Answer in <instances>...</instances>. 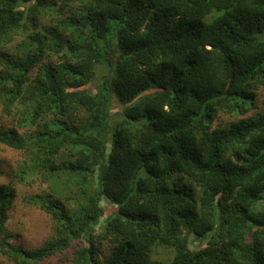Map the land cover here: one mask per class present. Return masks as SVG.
I'll return each mask as SVG.
<instances>
[{"label":"trees","instance_id":"1","mask_svg":"<svg viewBox=\"0 0 264 264\" xmlns=\"http://www.w3.org/2000/svg\"><path fill=\"white\" fill-rule=\"evenodd\" d=\"M0 108V264H264V0H0ZM36 181L54 227L27 248Z\"/></svg>","mask_w":264,"mask_h":264},{"label":"rangeland","instance_id":"2","mask_svg":"<svg viewBox=\"0 0 264 264\" xmlns=\"http://www.w3.org/2000/svg\"><path fill=\"white\" fill-rule=\"evenodd\" d=\"M19 38H16L9 44L14 46L18 42ZM54 59L58 61V58ZM263 91H260L258 97L259 108L262 104L261 96ZM120 105L117 100L112 103V111H118ZM235 117L228 113H220V123L230 122ZM13 125L10 118H5L1 114L0 108V127L9 128ZM217 122H214V126ZM22 159V151L14 149L4 144H0V166L4 169V175L0 176V183H7L10 181V172ZM16 187V198L12 206L8 210L7 226L8 229L13 233L11 241L16 244H21L27 248H36L44 243V241L52 235L54 220L51 215L42 210L39 206L29 202V197L36 193H41L46 190L47 184L36 181L30 184L15 183ZM105 209V217L113 215L116 207L111 205L108 201L103 200L101 202ZM103 222H101L97 228L96 233L98 234L103 230ZM190 247L200 248L208 245L207 240H198L193 234H190ZM101 247L105 253L110 251V243L108 240H103ZM154 258L170 261L173 258V252L170 247H157L153 253ZM101 257H103L101 255ZM0 260L7 262L1 255Z\"/></svg>","mask_w":264,"mask_h":264}]
</instances>
